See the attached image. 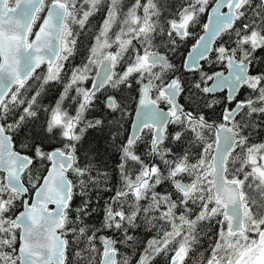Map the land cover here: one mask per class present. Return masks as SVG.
Segmentation results:
<instances>
[{"label":"snow or ice","instance_id":"snow-or-ice-1","mask_svg":"<svg viewBox=\"0 0 264 264\" xmlns=\"http://www.w3.org/2000/svg\"><path fill=\"white\" fill-rule=\"evenodd\" d=\"M0 264H264V0H0Z\"/></svg>","mask_w":264,"mask_h":264}]
</instances>
